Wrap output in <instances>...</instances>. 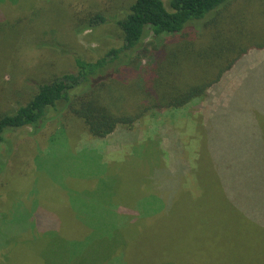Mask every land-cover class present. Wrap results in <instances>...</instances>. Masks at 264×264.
Returning a JSON list of instances; mask_svg holds the SVG:
<instances>
[{
    "label": "rangeland",
    "instance_id": "obj_1",
    "mask_svg": "<svg viewBox=\"0 0 264 264\" xmlns=\"http://www.w3.org/2000/svg\"><path fill=\"white\" fill-rule=\"evenodd\" d=\"M132 1L18 0L12 3L2 0L0 113H10L25 105L41 83L76 72L74 56L93 62L111 49H117L121 45V32L116 21L127 12ZM162 2L167 7L168 0ZM95 14L102 15L106 22L93 29L81 30L85 20ZM213 18H216V24L212 23L207 32L205 29L196 37L188 35L181 42L189 47V57L182 65L187 63L189 67L192 64V72L190 76L179 78L190 84L198 83V78L203 77L206 70L210 72L212 60L224 66L242 50L264 43V0H237L221 8L209 21ZM140 56L144 68H149L150 53ZM165 64L162 63L161 69ZM248 73L252 71L248 70ZM209 76L213 80L216 75L212 71ZM129 85L130 82L124 85L119 81L102 89L100 95L113 112L137 113L139 106L143 105V97L141 100L130 92ZM180 85L187 84L181 82ZM189 114L186 108L183 111L152 110L134 124L130 131L139 139L133 143L132 159L136 161L140 180L137 183L138 177L135 179L131 196L125 166L120 175L109 178L105 175L100 188L96 185L97 179L89 178L94 172H86V167H99L96 150L102 146V140L85 131L84 123L68 111L64 110L56 119L47 121L38 133L27 129L7 134L6 143L0 145V248L6 249L0 264H37L33 262L36 250H32L36 243H20L30 240L24 233L55 231L56 218L59 221L66 217L80 219V214L84 220L91 216L93 220H99L103 231L87 234L85 227L71 226V221H67L64 231L67 238L94 239L96 236L92 234L95 232H113L114 242H117L123 241L129 232L130 247L135 255L129 252V255L119 257L120 249L117 248L113 262L108 264H164L166 261L223 264L224 259L219 261L218 249L221 247L217 240L222 241L219 232H232L229 221L233 219L216 192H211L213 185L194 184L201 192L191 191L184 196L177 183L168 188L160 186L163 184L158 187L150 179L155 168H162L167 162L165 150L157 140L158 130L164 124L173 126L168 120L172 122L173 118ZM122 127L118 125L113 132ZM107 143H113L105 146V149H111L118 139L113 135ZM116 151L125 159V149ZM109 179L117 183L112 208L107 207V201L102 199L108 197L111 201L112 182ZM72 186L81 190V196L76 200L77 204L82 202L79 211L70 206L69 188ZM131 197L133 207L130 208ZM120 207L124 210L120 211ZM131 209L135 213H130ZM132 222L137 224L132 226ZM138 225L141 232L136 230ZM59 231L63 232V228ZM18 235L22 239L18 240ZM245 237L250 239L244 248L246 253L264 264V234L247 233ZM90 240L86 241L88 245L83 253L85 264H94V258L87 257L106 252V248L96 246L98 244H93L92 240L88 243ZM246 264H256V261L252 259Z\"/></svg>",
    "mask_w": 264,
    "mask_h": 264
},
{
    "label": "trees",
    "instance_id": "obj_2",
    "mask_svg": "<svg viewBox=\"0 0 264 264\" xmlns=\"http://www.w3.org/2000/svg\"><path fill=\"white\" fill-rule=\"evenodd\" d=\"M236 1L168 0L166 7L162 0H133L123 17L116 21L121 32V45L117 49H111L93 62L74 56L76 72L41 83L25 105L10 113H0V145L6 143L5 137L10 133L27 129L38 133L47 121L56 119L60 112L66 110L84 123L85 131L102 140L100 151L99 148L96 150L99 167H86V172H94L89 178L97 179L96 185L100 188L105 182V175L108 178L120 175L121 168L125 166L131 196L132 185L139 176L136 161L132 159L133 143L139 137L130 130L143 114L152 110L183 111L186 108L190 113L188 116L173 118L172 122L168 120L173 126L164 124L158 130L157 140L165 150L167 162L162 168H155L149 177L158 187L163 184L160 186L168 188L177 183L184 196L191 191L196 194L201 192L194 184H212L214 188L210 189L211 192H216L233 219L229 221L232 232H219L222 236V241L217 240L221 247L218 249L219 261L224 259L223 264L233 261L234 264H246L255 259L256 264H260L258 258L248 255L244 248L250 243V239L245 237L247 233L264 234L251 232L264 231V43L242 50L224 66L212 60L210 72L206 70L204 76L198 78V83L181 80L192 72V64L189 67L187 63L182 65L189 57V47L181 45V42L188 35L196 37L205 29L207 32L212 23L216 24L217 17L209 19L224 6ZM105 22L102 15H91L81 30L93 29ZM169 50L172 51L170 55ZM142 53H150L149 68L141 64ZM223 54L226 56V53ZM163 62L166 64L161 69ZM248 70L252 73L247 74ZM212 71L216 75L213 80L209 76ZM203 80L205 83H202ZM119 81H123L124 85L130 82V92L141 100L143 97V105L139 106L137 113L113 112L101 97L102 89ZM181 82L187 85L181 86ZM118 125L123 127L113 132ZM113 135L118 143L128 139L105 149V146L113 144L107 143ZM118 149L126 150L125 159L116 151ZM109 180L112 182L111 201L108 197L102 199L107 201V207L112 208L117 183ZM139 180L138 177L137 183ZM80 193L81 190L74 186L69 188L70 206L77 211L82 207V202L76 203ZM132 200L131 197L130 208L133 207ZM98 203L101 204V201ZM119 210L124 209L120 207ZM130 213H135L134 209ZM80 216V219L66 217L60 221L56 218L55 231L33 232L32 235L24 233L30 240L20 243H36V248L32 250H36L33 262L37 264H85L83 253L88 239L98 244L96 246L106 248L104 254L87 257L94 258V264L113 262L117 248L120 249L119 257H125L129 252L135 255L130 247L129 232L123 241L117 242H114L113 232H95L92 234L96 236L94 239L67 238L64 232L67 221H71V226L85 227L87 234L103 231L99 220H93L92 216L84 220ZM133 222L132 226L137 224ZM61 228L63 232L59 231ZM136 228L141 232V226ZM19 239L22 236L18 235ZM5 250L0 248L2 260ZM164 264L175 263L166 261Z\"/></svg>",
    "mask_w": 264,
    "mask_h": 264
}]
</instances>
